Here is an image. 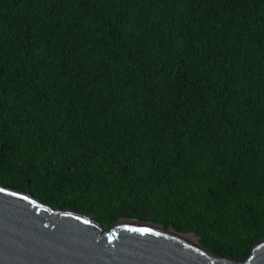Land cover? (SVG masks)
Masks as SVG:
<instances>
[{"label":"trees","instance_id":"1","mask_svg":"<svg viewBox=\"0 0 264 264\" xmlns=\"http://www.w3.org/2000/svg\"><path fill=\"white\" fill-rule=\"evenodd\" d=\"M0 184L244 258L264 238V0H0Z\"/></svg>","mask_w":264,"mask_h":264},{"label":"water","instance_id":"2","mask_svg":"<svg viewBox=\"0 0 264 264\" xmlns=\"http://www.w3.org/2000/svg\"><path fill=\"white\" fill-rule=\"evenodd\" d=\"M184 234L189 232L138 219L104 226L91 214L53 206L27 188L0 184V264H264V238L234 260Z\"/></svg>","mask_w":264,"mask_h":264},{"label":"bare ground","instance_id":"3","mask_svg":"<svg viewBox=\"0 0 264 264\" xmlns=\"http://www.w3.org/2000/svg\"><path fill=\"white\" fill-rule=\"evenodd\" d=\"M183 238H185L186 240H190V241H195L196 239L193 237V235L191 234H184Z\"/></svg>","mask_w":264,"mask_h":264},{"label":"rangeland","instance_id":"4","mask_svg":"<svg viewBox=\"0 0 264 264\" xmlns=\"http://www.w3.org/2000/svg\"><path fill=\"white\" fill-rule=\"evenodd\" d=\"M189 234L193 235V233H190V232H189ZM193 237H194L196 240H198V241H199V239H200L198 236L195 237V236L193 235Z\"/></svg>","mask_w":264,"mask_h":264}]
</instances>
